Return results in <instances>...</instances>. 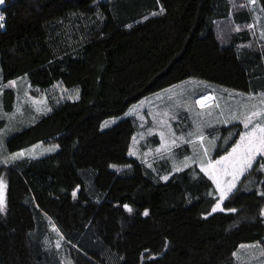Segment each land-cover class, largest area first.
Returning a JSON list of instances; mask_svg holds the SVG:
<instances>
[{
	"label": "trees",
	"instance_id": "trees-1",
	"mask_svg": "<svg viewBox=\"0 0 264 264\" xmlns=\"http://www.w3.org/2000/svg\"><path fill=\"white\" fill-rule=\"evenodd\" d=\"M245 3L5 0L2 82L27 76L51 107L11 137L7 150L56 149L0 169V264H66L65 254L48 247L50 223L69 264H240L242 245H264L263 155L213 212L220 193L198 164L155 179L129 156L134 118L102 129L106 119L189 78L264 93V44ZM60 89H76L78 97L57 101ZM15 101V90L4 89L3 109L12 112ZM233 129L214 158L233 147L242 124L222 131Z\"/></svg>",
	"mask_w": 264,
	"mask_h": 264
},
{
	"label": "rangeland",
	"instance_id": "rangeland-1",
	"mask_svg": "<svg viewBox=\"0 0 264 264\" xmlns=\"http://www.w3.org/2000/svg\"><path fill=\"white\" fill-rule=\"evenodd\" d=\"M246 1L245 5L250 6L255 20V23L251 24L252 29L257 33L259 40H264V33L262 32L264 28V9L259 0H255L254 3L250 2V0ZM262 20L263 22L260 23ZM224 28L226 29V25ZM10 82H14V84H10ZM10 82L4 85L0 68V106H2L0 107V123L2 122L0 124V136H2L0 169L6 165L8 166L10 162L20 160L23 157H40L56 149V146L53 145L40 144L18 151L23 152V155L14 160L12 159L13 153L8 152L6 142L16 133L35 123L40 117L49 114L51 107L47 96L39 89L30 86L27 76H22ZM6 88L15 90L16 101L12 112H7L3 109L2 96ZM58 91L59 98L57 101L65 97L70 99L78 97L76 89H60ZM203 96L211 97V99L203 104L196 103ZM245 111L247 113L253 111L264 113V93L244 94L205 80L189 78L144 97L132 105L122 116L106 119L102 123V129L112 127L123 118H134L137 123V130L130 146L129 156L140 159L146 163L147 167L153 169L155 173L153 177L155 179L160 178L163 181H167L173 173L186 168L185 163L187 167L192 164H198L200 168L201 166L206 168L209 161L215 162L218 158L220 159L221 156L214 158L213 155L219 148L224 149L235 134V129L227 130L225 133L222 130L240 124L235 122L243 119ZM228 122L234 125L231 124L223 128ZM255 122H260L264 125V116H257ZM241 124L242 132L250 130L252 127L250 125L249 129L246 130L244 124L242 122ZM189 133H192V135H189ZM161 134H163V140L161 139ZM201 136L203 140L200 139ZM239 139L240 136L237 141ZM49 149L54 150L50 151ZM205 149H207V156L204 155ZM230 150L228 153L232 151ZM261 155L264 156V153H260L257 157ZM185 157L189 159L185 161ZM4 161L8 162L5 163ZM204 172L206 173V171ZM207 176L209 175L207 174ZM163 177H167V179H163ZM226 179L231 181V177ZM86 182L88 186L92 187L91 179ZM5 190L4 188V193ZM223 201H220V207L216 211L222 209ZM49 225L48 233L52 238L45 237L48 247L51 248L50 244H52V247L59 251V255L65 254V262L69 264V258L65 253L67 252V247L63 242V237L59 236V231L55 224L50 223ZM248 245H242L239 248L235 254L236 258L247 259L248 257H253L254 254L264 258L263 244H256L257 247H248ZM104 257L109 259L111 255L105 251ZM262 261L264 263V260Z\"/></svg>",
	"mask_w": 264,
	"mask_h": 264
},
{
	"label": "snow or ice",
	"instance_id": "snow-or-ice-1",
	"mask_svg": "<svg viewBox=\"0 0 264 264\" xmlns=\"http://www.w3.org/2000/svg\"><path fill=\"white\" fill-rule=\"evenodd\" d=\"M254 3L255 0H250ZM5 3V0H0V4ZM4 20V16L0 13V22ZM14 84V82H10ZM211 97L203 96L196 103L203 104ZM2 107V106H0ZM257 116H264L261 112H251L243 115L241 122L244 124V128L247 130L249 126L252 125L250 130L240 133V139L233 146L232 151L226 156H221L219 160L215 162L209 161L206 168H202V171H206L209 177L216 184L217 189L220 192L219 201L216 206L213 207L212 211L215 212L217 208L220 207V201H223L229 193L236 187V180L242 174L252 167L253 161L256 158L257 153H264V125L260 122H255ZM192 135V133H189ZM161 139L163 140V134H161ZM203 140V137H200ZM0 147H2V136H0ZM54 150V149H49ZM159 151V149H158ZM23 155V152L13 153L12 159L18 158ZM204 155L207 156V149L204 150ZM189 158L185 157V161ZM7 163L8 161H4ZM185 167L187 164L185 163ZM227 177H231V181L227 180ZM167 179V177H163ZM75 195V193H73ZM127 208V205H125ZM4 210V184L0 181V211ZM131 211V209H128ZM232 211H235L234 209ZM148 215L147 211L144 213Z\"/></svg>",
	"mask_w": 264,
	"mask_h": 264
},
{
	"label": "crops",
	"instance_id": "crops-1",
	"mask_svg": "<svg viewBox=\"0 0 264 264\" xmlns=\"http://www.w3.org/2000/svg\"><path fill=\"white\" fill-rule=\"evenodd\" d=\"M254 23H255V20L253 21ZM263 22V20L262 21H260V23H262ZM262 32L264 33V28L262 29ZM263 41V44H264V40H260V42H262ZM237 122H239V123H241V120H239V121H236L235 123H237ZM231 124H233V123H230V122H228V123H226L224 126H223V128L224 127H228V126H230ZM234 125V124H233ZM232 150V149H231ZM230 150V151H231ZM260 153H258V154H256V158H257V156L259 155ZM226 156V155H225ZM255 158V159H256ZM218 160H219V158H218ZM255 161V160H254ZM254 161H253V163H254ZM201 168H204L203 166H201ZM205 173V172H204ZM243 175V174H242ZM241 177V175L238 177V179ZM238 179L236 180V182L235 183H237V181H238ZM234 189V188H233ZM248 247H257L256 246V244H249L248 245ZM239 262H240V264H264L263 263V261L262 260H264V258H262L261 256H257V254H254V256L253 257H248L247 259H239V258H236Z\"/></svg>",
	"mask_w": 264,
	"mask_h": 264
},
{
	"label": "built area",
	"instance_id": "built-area-1",
	"mask_svg": "<svg viewBox=\"0 0 264 264\" xmlns=\"http://www.w3.org/2000/svg\"><path fill=\"white\" fill-rule=\"evenodd\" d=\"M2 9V8H1ZM0 9V13H2L3 14V16H4V20L2 21V22H0V24H3L6 20H5V15H4V13L2 12V10Z\"/></svg>",
	"mask_w": 264,
	"mask_h": 264
}]
</instances>
